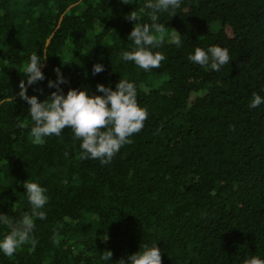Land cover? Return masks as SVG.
Masks as SVG:
<instances>
[{"label":"trees","instance_id":"1","mask_svg":"<svg viewBox=\"0 0 264 264\" xmlns=\"http://www.w3.org/2000/svg\"><path fill=\"white\" fill-rule=\"evenodd\" d=\"M145 0H0V213L30 212L23 183L47 189L46 218L31 241L0 264H120L145 244L162 264H243L264 258V0H181L159 13L165 25L154 49L165 59L144 71L120 58ZM179 34L180 46L171 41ZM227 48L213 71L188 60L195 47ZM40 56L45 79L27 85L24 69ZM104 71L92 74L94 64ZM96 92L127 78L148 118L111 162L85 158L66 128L33 144L27 94L54 88ZM0 224V236L7 233ZM111 251V262L100 259Z\"/></svg>","mask_w":264,"mask_h":264},{"label":"clouds","instance_id":"2","mask_svg":"<svg viewBox=\"0 0 264 264\" xmlns=\"http://www.w3.org/2000/svg\"><path fill=\"white\" fill-rule=\"evenodd\" d=\"M128 3V0H122ZM181 0H145V9L150 10L148 15L151 23H140L139 13L131 11L127 18L135 20V27L128 35L131 47L122 50L120 58L124 62H132L144 71L159 68L160 62L165 59L163 53L155 51L161 44V33L165 25L159 23V13L179 8ZM177 33L175 30H173ZM180 46L179 34L171 41ZM188 60L200 66H208L213 71H219L221 66L230 60L228 49L219 45H210L206 49L195 47L188 55ZM56 81L49 80L48 87L54 88L50 96L40 101L36 95L27 94V85H34L45 79L42 72L40 56L31 54L24 69L25 80L19 83V97L25 101L28 114L31 117L30 138L33 144H40L44 137L60 136L62 131L70 128L74 138L80 141V149L85 158L98 159L101 164L111 162L121 147L131 143L130 137L144 127L148 118L147 109L141 107L137 101V87L133 81L121 78L114 86L97 83L96 92L99 95L89 94L87 89L69 88L65 93L60 85L65 83L59 68ZM104 71V65L94 64L92 74ZM264 104V96L253 93L248 107L258 108ZM27 181V180H26ZM24 182L23 187L27 201L31 206L30 212L21 217L10 220L7 214L0 213V224L6 225L7 233L0 236V253L11 257L17 249L28 241L33 247L36 241L32 239L35 219L43 220L46 212L43 210L49 197L47 189L39 183ZM35 218V219H34ZM111 251H104L100 259L111 262ZM120 264H162L161 249L155 244H145L143 249L121 259ZM243 264H264V258L257 255L246 256Z\"/></svg>","mask_w":264,"mask_h":264}]
</instances>
